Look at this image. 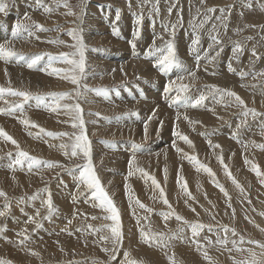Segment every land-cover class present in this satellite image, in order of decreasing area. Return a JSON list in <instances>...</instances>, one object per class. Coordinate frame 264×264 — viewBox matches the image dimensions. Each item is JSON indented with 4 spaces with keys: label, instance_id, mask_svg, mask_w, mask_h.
<instances>
[{
    "label": "rangeland",
    "instance_id": "rangeland-1",
    "mask_svg": "<svg viewBox=\"0 0 264 264\" xmlns=\"http://www.w3.org/2000/svg\"><path fill=\"white\" fill-rule=\"evenodd\" d=\"M173 2L176 3V7L169 15L167 9ZM247 2L248 0H204L203 3H201V0H159L158 7L160 11L157 15L152 12V4L155 3V0H149L148 3H145L144 0H131V8L128 6V0H83V4L87 5L82 27L88 45L85 53V55L88 54L86 55V79L83 83H87L90 88L104 87L109 91L107 97L97 95L95 92L85 93L84 98L79 102L84 109L89 138L93 141V147L94 145L99 147L96 149L94 147V153L95 163L100 168L99 175L102 183L122 211L123 230L126 238L121 250L116 253V259L114 261L110 260L109 253L102 251L101 248L111 249V243L103 241L97 243L100 235H107L108 233L89 234L91 231L89 225L99 227L102 224L110 223L102 218L91 219L92 216L102 217L104 213L101 209L92 206L90 193H85L74 204L71 194L76 192L77 188L72 173L61 168L34 169L30 173L27 170V162H25L23 166L26 168L23 169L21 165L16 166L17 172L15 171L14 174L13 172L12 174H10L11 172L2 173L3 169L0 171V189H3L10 198V209L5 215L6 217H0V226L6 227V231L0 233V260L11 261V264H34V262L37 264H69V262L75 264H121L124 260L125 251L131 254L132 259L144 260L149 264H167L165 252L169 255L175 253V258L179 264H236V262L250 260V251L256 253L257 259L264 260V257L261 256V252L264 250L255 244L248 243L249 240L264 243V231H261V229H264V215H261V213H264V185L260 184L256 174L252 176L254 172L250 170L251 164L245 163L246 160L255 163L259 166L260 171L264 173V149L253 148L254 145L264 144V129L261 127L264 125V117L252 118L249 116L247 124L239 130L237 139H232L231 136L233 131L236 130V125L240 123L241 119H244L240 115L241 109L239 107L235 105L225 107L224 104H217L211 96L204 102L205 108L186 109L183 100H176L173 103V98L177 95L176 90L173 89L170 93L165 94L163 85L169 79L173 78L175 80L177 75L186 74L173 69L167 75H161L152 67L150 60L143 58V53L151 43L153 35H163L165 40L169 39L164 26L175 23L178 18L177 12H180L183 23L176 29L175 36L179 56L184 63L188 62L191 66L196 67L195 54H189V45L192 39L196 37L199 38L198 49L200 56H202L198 72L199 78L194 83L189 79L182 81L192 85L188 94L195 98L200 92L207 91L204 85L215 84L222 88L234 90L244 98L249 107H255L257 111L264 112V107L261 106V101L264 100V95H262L264 94V78L257 77L253 79L250 74L241 81L228 68L229 63H233L231 65L236 72L243 70L254 73L264 69V31L259 27L264 25V0H251V8L245 6ZM4 3L7 4V8L5 12L0 13V28L3 25L6 26L10 37H12V26L17 21L26 24L35 21L47 28H55L56 25L61 27L58 31L50 32H38L33 29L35 36L29 37L25 32L22 33L21 38L13 41L14 48L17 46L15 50L23 53L24 57H12L8 62L0 60L1 75L5 73H3L4 69L9 68L11 70L10 67H12V69L15 68L25 76L22 79L8 76L5 81H0V87H12L15 90H25L33 94L72 91L75 86L70 81L61 79L59 76H49L38 70L46 66L47 56L42 58L34 69H28L26 62L34 53L43 52L59 55L60 53L72 51L73 49L69 45L74 41L66 33L68 29L76 27V16L66 15L69 9L65 8L62 3L57 7L56 0H42V6L38 5L36 0H4ZM67 3L73 12H80L82 0H67ZM226 5L233 6L227 31L220 27L219 21L214 18L204 24L203 27H194V24L199 25L201 20L204 19L206 8L216 7L219 9ZM45 7L51 8L52 11L45 12ZM118 9L120 10V19L116 21L115 16ZM198 9L199 14L197 13ZM132 13L143 16L142 34L141 38L136 40L135 50L128 44L129 40L134 39L133 32L136 27ZM209 15L215 17L220 13L217 11ZM26 16L30 19H25ZM193 17H195L194 21ZM190 21L193 22L190 23ZM214 24L218 26L219 36L223 40V47L226 48H223L224 53L220 51L218 46H214V49L210 51V55L215 56L217 51L220 52V55L212 64H208L205 63L207 61L203 59V56L205 50L209 49V45L213 44L211 37L217 35V32L212 31ZM245 24L256 25V27L244 28ZM113 26L119 29L118 36L112 34ZM237 27L243 30L237 33L234 31ZM36 36L39 39H36ZM247 37H252V39H246ZM56 38L64 41V44L56 45L46 42ZM235 41L241 42L243 51L239 60H231V62L232 43ZM160 43L161 41L157 40V44ZM253 48H255L257 55L261 56V59L256 60L252 56ZM53 65L52 67L58 69L70 67L61 62H55ZM121 66L124 67L126 75L120 72ZM205 67L209 71H204ZM113 68L116 69L114 73L112 72ZM93 73L98 74L93 76ZM99 73H103V75L101 76ZM147 73L150 75L148 76ZM212 73H215V75ZM137 76L144 79H137ZM145 80L148 82L146 83ZM242 83L247 87H241ZM141 92H143L146 99L140 98ZM21 100L20 97L5 93L0 96V108L8 109L11 105L20 103ZM153 100H155V103ZM147 101H152V103ZM44 102L52 104L54 103V97L45 95ZM62 103H71V101H62ZM225 103H227V99ZM157 106L167 111L166 113H169L170 117H164L165 113H161L162 118L166 121L161 136L159 138L156 136L154 129L157 125L153 122L149 129V139L145 141L140 120L136 116H125L124 113L131 110L137 112L140 118H146L150 110ZM213 107L223 119L218 120L207 111L208 108ZM161 109H159L160 112ZM88 112H98L100 116H89L87 115ZM177 112L187 114L202 122V124L196 125L195 130H193L186 121H179L180 130L193 141L195 150L193 151L183 141H177V146L190 155H196L201 163L212 169L216 180L223 185L230 200L214 186L207 173L197 172L196 168L186 159L181 161L179 155L171 148L173 137L171 136L170 127ZM1 114L0 127L4 128L9 125L8 129H4L7 132L17 130L27 141H23L24 139L19 141V137L10 134V132L8 133L14 139L17 138L16 140L19 142L21 149L29 152L30 155L55 161L64 164L66 167H73L75 164L80 163L76 158L68 159L65 157L58 148L50 147V145L68 142L67 136L62 139H53L43 134L37 136L35 135L38 132L37 128L21 126V123H17L20 127L16 128V115L23 116L26 114L30 116L28 119L33 120L47 131L72 133L76 130L71 127L70 117L63 114V109L60 110L59 114L51 113L44 107L38 106L37 100L33 98L24 102L23 115L20 109H16L13 115ZM103 117L111 118V122L104 120ZM116 117H120V119L117 120ZM228 124H230L229 127L226 126ZM92 126L93 128H91ZM29 131L33 135H29ZM204 132H209L211 135L208 137L201 135ZM105 140L115 141V143L107 146L101 142ZM208 140H211L213 144H220L222 152L221 149L209 147ZM132 141L144 145L145 150L136 152L137 162L145 171L154 175L161 186L165 187L166 196L175 211L189 223L198 222L205 225L198 237L193 238L188 224L177 221L174 216L165 221L159 215L160 212L167 211V207L159 200L158 192H153L151 181L146 182L137 173L127 179L131 193L147 207L153 209L151 213L136 209L140 217H147V219H141V227L145 231L150 229L154 233L163 232L166 235L176 232L178 229H183L181 239L168 241L167 243L171 246L166 249L150 247L140 242L136 219L128 206L129 201L124 189L125 177L128 171L127 159L134 151ZM2 142L0 140L1 146L4 147L6 143ZM9 151L15 152V146L10 144L8 149L0 150V165L6 157L5 154ZM219 154L223 155L224 164L228 166L240 188L236 187L224 174L220 163L216 159V155ZM101 159H103L102 167L100 165ZM165 166L168 168L167 182L164 180L163 173ZM178 169L182 170L189 191L195 197L196 202L189 201V203L196 208V212H192L184 203L186 197L176 183ZM13 176H15V180ZM3 182L4 184H2ZM61 184L70 185L72 188L66 194H62V199L58 201L55 194ZM45 186L49 189L52 199L55 196V200L59 204L64 201L65 205L63 207H66L68 212L65 211L63 213L64 217L61 219L56 218L58 216L55 214L51 219L42 220L43 227L35 229L34 224L26 223L29 214L22 219L15 216V214L20 212L19 200L21 197H24L21 208H23L25 201H31L33 206H36L30 216H34L37 209H40L41 215L46 214V208L41 207V201L48 197V192H40L35 200L27 199L37 189H42ZM241 188L243 191H241ZM63 189L65 190V188ZM83 190V187H81L80 191ZM85 199L89 202L85 203ZM2 203L3 198H0V210H3ZM227 203H231L232 208H228ZM54 205L58 208L56 201ZM81 207L83 212L80 211ZM205 209H208V211L206 212ZM73 212L83 213L84 215L78 214L73 219L71 215ZM209 213H212V215ZM69 219H72V224L68 227L73 235L69 236L67 233L61 232L62 237L59 238V236H56L57 233L67 225ZM208 225H211V228L207 227ZM221 226L234 229L237 235H232L231 232L224 233ZM77 228L82 229V231L76 232ZM21 229H27L30 235V240L26 242L24 247L31 249L32 241L34 245L35 243L39 245V251L43 256L47 255L46 258H33V255L25 257L24 255L22 259L15 260L14 253H17L15 246L18 244L14 239L20 238L16 234ZM226 235L228 237L227 245L217 244V237L223 239ZM4 237L7 238L6 243L1 242ZM241 237L243 243H241ZM193 239L198 240L203 245L202 250H198L196 245L192 243ZM208 240H211L212 243L209 244ZM232 241H236L235 247H233ZM42 242L47 245H43ZM61 248H63V251H61ZM202 251H206L211 259H205Z\"/></svg>",
    "mask_w": 264,
    "mask_h": 264
},
{
    "label": "snow or ice",
    "instance_id": "snow-or-ice-1",
    "mask_svg": "<svg viewBox=\"0 0 264 264\" xmlns=\"http://www.w3.org/2000/svg\"><path fill=\"white\" fill-rule=\"evenodd\" d=\"M38 5L42 6V0H36ZM145 3H148L149 0H144ZM204 0H201V3H203ZM57 7L63 4L65 8H68V12L66 15H75L76 16V27L70 28L67 30V35L72 38L74 41L69 47L73 49L72 51L68 53H60L59 55H53L51 53H34L31 54V57L26 62V67L28 69H34L36 68L39 61L42 60L43 57L47 56V64L43 68H39L38 70L41 72H45L49 76H59L61 79L70 81L72 85L75 87L72 91L69 92H49L45 94H33L29 91L25 90H15L12 87L4 88L0 87V96H3L5 93L10 94L12 96L20 97L22 98L21 102L18 104L11 105L8 109L0 108V113L7 114V115H13L16 109H20L22 115H23V104L24 102H27L29 99H36L38 106L44 107L47 111L51 113L59 114L60 110L63 109V114L70 117V123L71 127L75 129L76 131L72 133L67 132H52L47 131L43 127H40L35 122L31 121L27 117H24L20 120V123L26 127L29 128H37L38 132L35 133V135L39 136L40 134H43L45 136L51 137L53 139H62L63 137H68V142H62L59 145H50V147H56L58 150L62 152V154L67 157L68 159L76 158L80 161V163L75 164L73 167H66L64 164L51 161V160H44L37 158L36 156L30 155L29 152L21 149L19 142L13 138L12 135H10L7 131L4 130L3 127H0V140H3L5 143H10L11 145L15 146L16 153H15V159L12 161L11 164L8 165L9 169L14 173L16 171V166L23 165L25 162H27V169L31 173L34 169L36 170H42V169H52V168H61L66 169L70 173L73 174L74 181L76 183L77 191L71 194L72 201L75 204L77 200L84 196L85 193H90V200L92 202V206L94 208H99L102 210L104 215L102 217L92 216L91 219L95 220L98 218H102L104 221H109L110 223L102 224L99 227H93L92 225H89V229H91L89 234L95 235L97 233H103L107 232V235H100L99 240L97 243L103 241V242H109L112 245V248H106L102 247L101 250L104 252H108L110 255V260L116 259V253L121 250L122 245L124 243V240L126 238L125 232L123 230V222H122V211L117 206V204L114 202V199L109 194V192L106 190L105 186L102 183L101 177L99 175L100 168L97 167L95 160V153L93 148V141L89 138L88 130L86 127L87 121L84 118V109L81 107L80 100L84 98L85 93L89 92H95L97 95H103L104 97L108 96L109 89L104 87H97V88H90L87 83H83V81L86 79V50L88 49V45L86 43V38L83 35V18L84 13L86 12V5L83 4V0L80 6V12L75 13L71 10L70 6L67 3V0H56ZM159 0H155V3L152 4V12H155L157 15H159ZM128 6L131 8V0H128ZM246 7L251 8V0H248V2L245 4ZM176 7V3L173 2L167 9L169 15H171L173 8ZM232 5H226L224 7H220L217 9L216 7H208L205 10L204 19L201 20L199 25H195L194 27H203L204 24H206L209 20L215 19L216 21H219V26L223 27L225 31L228 29V21L230 19V13L232 9ZM7 8V4L4 3V0H0V13L5 12ZM45 12H51L52 9L49 7L44 8ZM219 11L220 15L218 16H211L209 14L216 13ZM197 13L199 14V9L197 10ZM134 17V24L136 25L135 31L133 32V40H129L128 44L130 47L135 50L136 48V40L141 38L142 34V21L143 16L137 15L136 13H132ZM151 15V13H150ZM241 15H243L241 13ZM177 20L175 23H170L164 26L165 32H167L169 39L165 40L163 35L156 36L153 35L151 43L147 47V49L143 53V58L145 60H150L152 63V67L156 69L159 74L161 75H167L168 73L172 72L173 69H176L178 72H183L186 75H177L176 79H169L164 85H163V92L165 94L170 93L173 91V89L176 90L177 95L173 98V103L176 100H183L184 107L187 108H205L206 105L204 102L211 96L217 104H224L225 107H231L233 105L239 107L241 109L240 115L244 118L241 119L240 123L236 125V130L233 131L231 138L237 139L239 135V130L244 127L247 124V118L251 116L252 118L257 117H264V112L257 111L255 107H249L246 101L234 90L230 88H222L215 84H206L204 85L205 89L207 91H202L199 93L198 96L193 98V96L189 95V90L192 87L191 84L183 83L185 79L191 80L193 83L199 78L198 72H199V65L201 63L202 57L199 54L198 44H199V38L196 37L192 39L191 44L189 45V54H195L194 59L196 62V67L192 68L189 65H186L184 61L180 58L177 46L175 42V36H176V29L183 23L181 13L177 12ZM25 19H30V17H25ZM116 21H119L120 19V10L118 9L116 11L115 16ZM195 20V17H193V21ZM193 21H190L192 23ZM60 25H56L55 28H47L41 25L38 22L32 21L30 24L21 23L17 21L12 26V40H16L21 38L22 33H27L29 37L35 36V32L33 29H35L38 32H50V31H58L60 29ZM248 27H256V25H248L245 24L244 28ZM261 30L264 31V25H260ZM243 29L237 27L234 29L235 32L239 33ZM213 32H217V35H213L211 37L213 44L209 45V49L205 50L203 59L207 61L208 64H212L220 55V52L217 51L215 56L210 55V51L214 49V46H218L220 48V51L223 50V40L219 36L218 26L216 24L213 25L212 28ZM112 34L115 36L119 35V29L115 26L112 28ZM36 39H39L38 36H36ZM246 39H252V37H247ZM12 40L8 41L7 43H0V60H4L5 62H8V60L12 57L17 58H23L24 54L17 52L12 44ZM157 40L161 41L160 44H157ZM50 44H64V41L60 40L59 38L52 39L46 41ZM98 50V49H93ZM243 51V46L240 41L233 42V48H232V56L230 57V60H239L240 54ZM252 56L259 60L261 59V56L257 55V52L255 48L252 49ZM55 62H61L69 65L70 67L67 69H58L55 67H52V65ZM229 71L233 72L235 75H237L241 81H243L248 75H252L253 79L257 77L264 78V69H262L259 72L254 73H248L243 70L236 72L235 69L232 68L231 63L228 65ZM116 71L115 68L112 69V72L114 73ZM204 71H209L207 67H205ZM120 72L122 74L126 73L124 72V67H120ZM98 73H93V76L97 75ZM215 75V73H212ZM8 75L7 70H5V76ZM99 75H103V73H99ZM142 77L137 76V79H141ZM147 83L148 81L145 80ZM241 87H247L245 84H241ZM52 96L54 97V103L52 104H46L44 102V96ZM119 95V93H117ZM264 95V94H262ZM141 99H146L143 92L140 93ZM227 99V103H225V100ZM62 101H71V103H62ZM253 103H255L253 101ZM170 106H172L170 104ZM261 106L264 107V100L261 101ZM208 112H210L216 119L220 120L223 119V117L219 116L215 110V107L208 108ZM87 115L89 116H100V113L98 112H88ZM125 116L131 115L136 116L140 123L142 124V131H143V139L147 141L150 136V125L155 122L156 128L154 129L156 136L159 138L161 136V133L166 125V121L161 118V112L158 107H153L150 110V113L147 115L146 118H140L138 116V113L135 111H129L124 113ZM104 120H107L111 122V118L109 117H103ZM117 120L120 119V117H116ZM186 121L188 126L193 128L195 130L196 125L202 124V122L199 119L192 118L187 114H182L180 112H177L175 117L172 119L171 122V136L173 137L171 148L179 155V158L181 161L187 160L190 164H192L197 172H205L210 177L211 182L214 184L215 187H217L224 195L225 197H228V193L219 183L218 180L215 178V173L212 171L210 167H208L206 164L201 163L196 155H190L187 152H184L180 147L177 146V141H183L189 148L195 150V146L193 144V141L189 138L188 135L184 134L179 127V121ZM262 129H264V125L261 126ZM214 131V130H213ZM29 135H33L31 131H29ZM201 135H204L205 137H208L211 135L209 132L201 133ZM107 146H111L115 143V141L105 140L101 141ZM133 144V153L129 156L127 159V176L125 177V195L128 198L129 201V208L132 210V215L136 219L137 223V230L139 233V240L141 243L146 244L150 247H159L161 249H166L170 247L171 245L167 243L168 241L174 240V239H181V233L183 232V229H178L176 232L170 233L166 235L163 232L154 233L150 229L148 231H145L143 227H141V219H147V217H140L137 214L136 209H142L146 213H151L153 211L152 208L147 207L145 204H143L138 198H135L134 194L131 193L130 187L127 183L128 177H131L133 175H136L139 173L142 178L145 179V181H151L152 190L153 192H158L159 194V200L167 207V211H162L159 213V215L165 220H169L173 216L177 221H182L185 224H188V226L191 228L192 237H198L200 235L201 230L205 227V225L198 223V222H192L189 223L188 221H185L184 218L179 215L171 203L169 202L167 196H166V189L165 187L161 186V183L156 179V177L149 172L145 171L143 167H141L137 162L136 152H140L145 150V147L141 143H136L135 141H132ZM209 147L213 149H221L222 152V146L218 143L213 144L211 140H208ZM255 147L264 149V144L260 145H254ZM9 157L12 156V153H8ZM159 155V153H157ZM167 154L165 153V156ZM215 155V153H214ZM217 161L220 163L224 174L232 181L236 187L240 188L239 183L236 181V179L232 176L231 172L228 169V166L224 164V157L222 154L216 155ZM245 163L251 164L250 170L256 174V176L259 178V182L261 185H264V173H262L259 169V166L255 163H252L250 161H245ZM101 167L103 166V159L100 161ZM78 173V174H77ZM164 180L167 182L168 179V168L165 166L164 170ZM13 179L15 180V176H13ZM176 183L177 186L182 190L183 195L186 197L184 203L187 207L190 208L192 212H196V208L192 206V204L189 203V201L196 202L195 197H193L192 193L189 191V186L187 181L184 179L183 173L181 169L177 170L176 175ZM81 187H83V191H80ZM198 191H199V185H198ZM241 191L243 189L241 188ZM40 192H48L49 195L46 199H42L41 201V207L46 208V214L41 215L40 209L36 210V213L34 216H29L26 223L34 224L35 229H39L42 227V220L51 219V217L58 212V209L53 203V199L51 196V193L47 186H45L42 189H37L35 193H33L32 196L27 197L28 200H35L38 198V194ZM0 198H3V210H0V217H4L9 209H10V198L8 197L7 193L0 189ZM155 198V197H153ZM207 198V197H205ZM230 200V197H228ZM24 197H21L19 202H23ZM89 200H85V203H88ZM211 203V201H209ZM228 208H232L231 203H227ZM207 212L208 209H205ZM84 215L83 213H77L73 212L72 218L75 219L77 215ZM212 215V213H209ZM234 215V210H233ZM261 215H264V213H261ZM213 215V219H214ZM247 219V217H246ZM251 222V221H250ZM72 224V219H69L67 221V225L64 228H61L60 232L67 233L69 236L73 235V232L69 230V225ZM207 227L211 228V225H208ZM222 231L224 233L231 232L232 235H237L234 229H230L228 226H221ZM6 231V227L0 226V233H4ZM76 232H81L82 229L77 228L75 230ZM261 231H264V229H261ZM19 239L16 243L20 246H25L26 242L30 240V235L27 232V229H21L17 234ZM59 235V233H57ZM217 244L227 245L228 243V237L227 235L221 239L219 236L216 240ZM59 243V241H57ZM193 244L196 245L198 250L203 249V245L199 243L198 240L193 239ZM208 243L211 244V240H208ZM241 243H243V238L241 237ZM248 243L255 244L257 247L264 250V243H261L259 241L249 240ZM233 247L236 246V241H232ZM61 251H63V248H61ZM28 252L30 255L33 256H39V253L28 249ZM202 254L205 259L210 260L211 258L208 256L206 251H202ZM251 259L247 261H241L236 262V264H264V260L257 259L256 253L251 252ZM261 256L264 257V251L261 252ZM165 257L167 259V264H179V262L175 258V253L169 255L167 252H165ZM0 264H11V261L6 260H0ZM69 264H74V262H69ZM121 264H149V262L144 260H134L131 258V254L128 251L124 252V260L121 262Z\"/></svg>",
    "mask_w": 264,
    "mask_h": 264
},
{
    "label": "bare ground",
    "instance_id": "bare-ground-1",
    "mask_svg": "<svg viewBox=\"0 0 264 264\" xmlns=\"http://www.w3.org/2000/svg\"><path fill=\"white\" fill-rule=\"evenodd\" d=\"M87 5V4H86ZM109 7V6H108ZM113 11V10H112ZM87 14V13H86ZM86 17H87V15H86ZM235 17V16H234ZM149 21H151V20H149ZM5 22V21H4ZM7 22V21H6ZM10 23V22H9ZM0 27H1V25H0ZM163 27V26H162ZM153 32V31H152ZM45 34V33H44ZM12 36V35H11ZM23 38V37H22ZM10 40H12V37H10L9 35H8V28L6 27V26H4L3 25V27L2 28H0V43H7L8 41H10ZM13 41H16V40H12V42ZM252 43V42H251ZM13 44V43H12ZM233 44V43H232ZM253 44V43H252ZM253 46V45H252ZM16 48H17V46H16ZM15 48V49H16ZM182 48V47H181ZM186 48V47H185ZM217 48V47H216ZM224 48V47H223ZM226 48V47H225ZM224 48V49H225ZM19 49V48H18ZM92 49V48H91ZM102 49V48H101ZM180 49V48H179ZM220 49V48H219ZM21 51V50H20ZM223 51V50H222ZM221 51V52H222ZM225 51V50H224ZM223 51V52H224ZM248 51V50H247ZM251 52V51H250ZM43 53V52H42ZM225 53V52H224ZM228 53V52H227ZM226 53V54H227ZM202 54V53H201ZM86 55H88V54H86ZM230 55V54H229ZM226 56V55H225ZM232 56V55H231ZM202 57V56H201ZM14 58H16V57H14ZM44 58V57H43ZM229 58V57H228ZM10 59H12V58H10ZM1 61H4V60H1ZM8 61H10V60H8ZM204 61V60H203ZM202 61V62H203ZM206 61V60H205ZM204 61V62H205ZM231 61V60H230ZM15 62V61H14ZM20 62H22V61H20ZM232 62V61H231ZM90 63V62H89ZM205 63H207V62H205ZM10 64V63H9ZM20 64V63H19ZM110 64V63H109ZM185 64L186 65H189V66H191L190 64H188V62H185ZM231 64H233V63H231ZM217 65V64H216ZM54 66V65H53ZM192 68H195V67H193V66H191ZM2 68V67H1ZM11 68V70H9V68L7 69V72H8V75L7 76H5V69H4V71H3V73L4 74H2L1 75V72H0V81H5L6 79H8V76H10V77H14V78H23V76H25L24 74H22V73H19V71L18 70H15V68H13L12 69V67H10ZM146 69V68H145ZM1 70V69H0ZM18 71V72H17ZM143 71V70H142ZM147 71H148V69H147ZM181 73V72H180ZM185 74V73H184ZM34 75H36V74H34ZM145 75V74H144ZM147 75L149 76L150 74H148L147 73ZM181 75V74H180ZM27 77V76H26ZM211 77V76H210ZM13 78V79H14ZM212 78V77H211ZM142 79H144V78H142ZM173 79V78H172ZM19 80V79H18ZM20 82V81H19ZM5 83V82H4ZM239 89L241 88V87H238ZM249 88V87H248ZM142 91V90H141ZM245 91V90H244ZM133 94V93H132ZM135 95V94H134ZM133 95V96H134ZM248 95V94H247ZM137 96V95H136ZM140 96V95H139ZM246 96V95H245ZM244 96V97H245ZM135 97V96H134ZM244 99V98H243ZM248 99H249V97H248ZM155 100H153V102H154ZM148 103L150 102V103H152V101H147ZM155 103V102H154ZM158 103V102H157ZM159 104V103H158ZM154 105V104H153ZM158 107V106H157ZM159 108V107H158ZM159 109H161V108H159ZM185 109V108H184ZM162 110V109H161ZM146 111V110H145ZM167 111H165V110H162L161 111V113H165L163 116L165 117V116H167L168 118L170 117V114L169 113H166ZM186 113V112H185ZM0 115H2L1 113H0ZM24 117H30L29 115H26V114H24L23 116H21L20 114H18V115H16V117H15V120H17V122H16V128L17 127H20L19 125H17V123H20V120L22 119V118H24ZM161 118H162V116H161ZM167 119V118H166ZM165 120V119H164ZM33 121V120H32ZM169 121V120H168ZM231 123V122H230ZM233 124V123H232ZM235 124V123H234ZM229 125L230 124H228V125H226L227 127H229ZM21 126H23V125H21ZM156 126V125H155ZM225 126V127H226ZM232 126V125H231ZM8 127H10L9 125L6 127H4V129H8ZM91 128H93V126L91 127ZM8 132H10V134H13V135H16L17 137H19L18 138V140L20 141V140H23L24 139V137L21 135V134H19L18 132H17V130H13V131H8ZM258 132V131H257ZM28 134V133H27ZM242 134H244V133H242ZM200 135V134H199ZM240 136H242V135H240ZM28 137H29V135H28ZM245 137V136H244ZM246 138V137H245ZM17 139V138H16ZM209 139V138H208ZM3 141V140H2ZM23 141H27L26 139H24ZM50 141V140H49ZM48 141V142H49ZM96 142V141H95ZM2 143H4V141L2 142ZM240 143H241V141H240ZM244 143V142H243ZM29 144V143H28ZM40 144V143H39ZM101 145V144H100ZM254 145V144H253ZM23 146V145H22ZM96 145H94V147H95ZM97 146H99V145H97ZM235 146V145H234ZM10 147V144L9 143H6L5 145H4V147H2L1 146V143H0V150H2V149H8ZM31 147V146H30ZM93 147V148H94ZM233 147V146H232ZM28 148V147H27ZM96 148H99V147H95V149ZM252 148V147H251ZM253 148H258V147H253ZM25 149H26V147H25ZM101 149H103V148H101ZM95 151V150H94ZM44 152V151H43ZM146 152V151H145ZM250 152H251V150H250ZM8 153H12V156L11 157H9V155H8ZM8 153H6L5 155H6V157L4 158V160L1 162V165H0V171L3 169V172L2 173H9V172H11L10 174H12V171L9 169V167H8V165L9 164H11L12 163V161L15 159V153H16V151L15 152H11V151H9ZM45 153H46V151H45ZM257 154V153H256ZM4 155V154H3ZM46 155V154H45ZM51 156H53V155H51ZM249 156H250V154H249ZM254 156H256V155H254ZM149 157V156H148ZM154 157V156H153ZM243 157V156H242ZM163 158V157H162ZM252 160V159H251ZM244 163V162H243ZM21 167L23 168V169H25L26 167L25 166H23V165H21ZM28 170V169H27ZM239 171V170H238ZM16 172H17V170H16ZM186 173V172H185ZM247 173V172H246ZM14 174V173H13ZM26 174V173H25ZM25 174H23V175H25ZM29 174V173H28ZM195 174V173H194ZM203 174V173H202ZM241 174V173H240ZM255 173H253L252 174V176L254 175ZM19 177V176H18ZM25 177V176H24ZM23 177V178H24ZM244 177V176H243ZM22 178V177H21ZM27 178V177H26ZM12 180V179H11ZM189 181V180H188ZM5 182V181H4ZM4 182L2 183V184H4ZM12 182V181H11ZM10 182V183H11ZM8 183H9V181H8ZM110 184V183H109ZM58 186V185H57ZM63 188H65V190L63 189ZM72 188V186H70V185H66V184H61L60 186H59V190H58V192L55 194L56 196H57V198H58V201H59V199H62L61 197H62V194H66V192H68L70 189ZM176 189V188H175ZM174 189V190H175ZM191 191H192V189H191ZM177 192V191H176ZM111 195V194H110ZM65 199V198H64ZM86 200V199H85ZM55 201H56V203L58 204V212L56 213V215L58 216V217H56V218H62V217H64V215H63V213L65 212V211H67L68 209L66 208V207H63L65 204H64V201H61L60 202V204H59V202L57 201V200H55V196H53V203L55 204ZM120 201V200H119ZM125 201V200H124ZM85 202V201H84ZM122 202V201H121ZM119 204H120V202H118ZM126 203V202H125ZM122 204H124L123 202H122ZM2 205H3V203H2ZM21 205H22V202H20V208H19V213L18 214H15V216H18V217H20L21 219L25 216V215H28V217L32 214V212H33V210L35 209L34 207H36V206H33V204L31 203V201H25L24 203H23V208H21ZM1 207V206H0ZM31 207V208H30ZM73 208V207H72ZM82 210V207L80 208V211ZM85 210V209H84ZM11 211H12V209H11ZM68 212V211H67ZM82 212H83V210H82ZM55 215V214H54ZM6 217V216H5ZM12 220V219H11ZM59 221V220H58ZM19 224V223H18ZM21 227V226H20ZM43 227V226H42ZM45 227V226H44ZM59 233V235H56V236H59V238L60 237H62V233L59 231L58 232ZM19 239H21V238H18V239H14V241L16 240V242L19 240ZM1 242H3V243H6L7 242V238L6 237H4L3 239H2V241ZM31 250H33V251H35V252H37V253H39V256H33V258H36V257H39V258H46V256L47 255H42V253L39 251V245H37L36 243H35V245H34V243L31 241ZM42 244L43 245H47V244H45L44 242H42ZM49 245V244H48ZM70 245V244H69ZM64 246V245H63ZM62 246V247H63ZM15 251H17V253H14L15 254V260L16 259H18V258H20V259H22L23 258V256L25 255V257H29V256H31L30 254H29V252H28V249H26L24 246H20L19 244L18 245H16L15 246ZM45 251V250H44ZM48 251V250H47ZM3 252V251H2ZM49 252V251H48ZM47 253V252H46ZM10 254V253H9ZM13 255V254H12ZM24 257V258H25ZM51 260V259H50ZM32 263V262H31ZM33 264V263H32ZM34 264H37V263H35L34 262ZM49 264V263H48ZM75 264V263H74Z\"/></svg>",
    "mask_w": 264,
    "mask_h": 264
}]
</instances>
